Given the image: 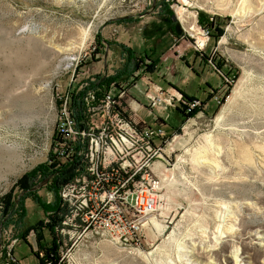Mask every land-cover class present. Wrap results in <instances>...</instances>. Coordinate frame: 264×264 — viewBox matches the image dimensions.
Returning a JSON list of instances; mask_svg holds the SVG:
<instances>
[{
    "label": "rangeland",
    "instance_id": "rangeland-1",
    "mask_svg": "<svg viewBox=\"0 0 264 264\" xmlns=\"http://www.w3.org/2000/svg\"><path fill=\"white\" fill-rule=\"evenodd\" d=\"M186 1L0 0V144L18 141L22 153L14 170H0V264L7 258L3 248L19 234L12 225L3 227L9 206L25 195L18 182L47 162L58 101L89 79L92 54L101 52L97 43L117 38V20H130L133 34L164 43L159 54L169 60L153 77L157 82L165 72L184 67L183 42L195 50L200 12L214 17L223 31L198 51L222 66L221 71L214 67L222 87L203 112L185 118L162 143L163 155L155 164L167 176L157 173L163 178L162 202L152 217L163 229L157 231L150 221L139 241L127 245L92 235L65 243L59 238L60 264H264V0ZM69 58L75 61L68 64ZM206 77L214 87L220 83L217 74ZM144 81L155 91L149 79ZM140 85L117 90L124 89L123 99L130 102L131 91L135 94ZM199 85L195 77L191 88L197 96ZM220 116L225 119L217 124ZM37 196L53 201L45 187ZM24 207L28 226L47 224L33 199ZM27 241L37 253L44 245L34 231ZM15 257L39 264L22 240Z\"/></svg>",
    "mask_w": 264,
    "mask_h": 264
},
{
    "label": "built area",
    "instance_id": "built-area-1",
    "mask_svg": "<svg viewBox=\"0 0 264 264\" xmlns=\"http://www.w3.org/2000/svg\"><path fill=\"white\" fill-rule=\"evenodd\" d=\"M199 30L197 51L203 50L210 37L208 30ZM87 85L83 83L79 90ZM124 94L116 86L101 96L89 91L80 122L71 113L68 93L61 98L50 163L54 170L68 168L72 173L59 191L62 221L55 230L63 243L77 235L137 243L143 228L160 210L163 182L155 163L163 155L162 143L173 136L164 125H136L123 105ZM149 99L161 103L158 97ZM178 101L186 114L204 107L199 100L184 101L180 96ZM18 242L12 239L6 246L4 264H22L13 255Z\"/></svg>",
    "mask_w": 264,
    "mask_h": 264
},
{
    "label": "crops",
    "instance_id": "crops-1",
    "mask_svg": "<svg viewBox=\"0 0 264 264\" xmlns=\"http://www.w3.org/2000/svg\"><path fill=\"white\" fill-rule=\"evenodd\" d=\"M131 26L130 23L118 24L117 28L119 32L117 38L103 39L100 48L101 52L97 57V61L87 66L90 74L88 76L89 79L84 83H92L97 78H109L120 74L114 83L110 85L109 89L115 86L119 89L123 84L129 85L130 83H134L136 86L141 84V87H139L138 91H135V94H133V90L131 91L130 95L132 100L130 102H126L123 99V105L127 109L129 117L135 122L144 123L149 126L164 125L166 130L172 134V132L182 125L185 119L184 113L178 110V108H181V110L183 109L180 105L181 103L178 101V97L187 95L188 97L203 101L208 107L212 101V94L221 91V75L214 70V67L216 68L215 63L211 62L212 59L207 53L198 52L196 49L194 50L193 46L190 47L187 41L183 42L181 45V51L183 50V52H185L187 58H179L184 61V67L180 66L179 71L174 73L165 72L164 75H166V77L162 74L163 77L161 76L157 82L156 80H152L153 77L164 72V62L169 60L165 59L164 61L163 56H161V63L157 73L152 76L143 74L141 71L134 73L132 77L128 76L126 73H121L126 61V54L120 46L130 48L136 51L138 55H145L146 53L151 54V52L154 51L156 56H159V51L162 50L160 46L164 44L163 42H160L162 43L160 44L150 39L139 38L138 33L133 34L130 30ZM151 42L152 45L149 47L148 45ZM93 68L102 69L96 73H91L94 70ZM212 74H217L220 78V83L216 87L211 85L206 77ZM195 77L199 78V87L202 89L200 96H197L195 91L191 88ZM144 78L149 79L154 87H156L155 91L152 86H146L147 83L144 81ZM160 81L161 84L159 83ZM160 90L162 91L160 92ZM149 97H158L161 103H153ZM13 255L15 257V248L13 249ZM18 261L25 264L23 260Z\"/></svg>",
    "mask_w": 264,
    "mask_h": 264
},
{
    "label": "trees",
    "instance_id": "trees-1",
    "mask_svg": "<svg viewBox=\"0 0 264 264\" xmlns=\"http://www.w3.org/2000/svg\"><path fill=\"white\" fill-rule=\"evenodd\" d=\"M162 6H166V4H163ZM166 9H168V7H166ZM198 19L199 26L203 29L208 30L209 36L212 39L218 40L222 36L223 31L221 27H219V23L214 17H209L205 13L200 12ZM116 22L119 24L131 23V21L126 20V18L119 19ZM97 45L98 46H96V50H100L101 45L98 43ZM120 47L126 54V61L123 65L121 73H126L130 77H132L134 73L139 71L149 76H152L157 73L159 65L161 63V55L156 56L154 51H152L151 54L146 53L145 55H138L136 51L130 48H126L124 46ZM99 54V51L95 54H92L93 62L97 61L95 55ZM215 66L220 71L222 70V66L220 64L215 63ZM78 68L76 71H79ZM119 75L120 74H117L109 78H97L94 82L87 83L88 85L82 90H79V87H76L75 89L68 92V101L70 103L71 113L78 122L84 119L85 106L83 99L85 95L89 91H94L95 93H97L98 96H101L103 93L109 90L110 85L114 83V81L118 78ZM182 98L184 99V101L189 102L197 100L188 97L187 95H183ZM60 104L61 102L58 101V107H60ZM180 105L183 109L181 110V108H178V110L182 111V113H184L185 115V118L188 119L192 116H196L199 112L203 111L202 109H196L193 110L190 114H186L184 109L185 107L182 103ZM203 105H205L204 102ZM51 160L52 151H50L46 163L38 165L35 169L25 174L23 178L19 180L18 187L22 190V192L25 193V195L21 198L19 204L13 203L9 206L8 212L5 217L7 218V220L5 221V223H3V227L5 225L6 227H8L9 225L14 226V229H16L19 234L14 236L13 240H22L26 244H28L31 247L34 255L38 258L39 264H60L59 251L61 247V241L57 236L55 230V228L62 221L59 216L61 213V201L59 197V191L60 186L64 182L68 181L72 174L71 171L68 170V168L62 170H54L52 164L50 163ZM45 180H49L47 186H45V189L53 196V201L51 202L42 200L39 196H37V192L39 190L31 191L32 188L41 184ZM27 199H33L37 206L43 210L47 220V224H44L43 221H40L34 226L27 225L28 216L27 211L24 207L25 200ZM9 213L12 218L8 217ZM32 231H34L36 234L37 242H44V245H41L40 252L38 253L33 250V247L27 241V237ZM45 233H47V235H45ZM3 250H6V247L3 248ZM2 253L3 256L6 255L5 251H2ZM40 254H42V257L40 256Z\"/></svg>",
    "mask_w": 264,
    "mask_h": 264
},
{
    "label": "bare ground",
    "instance_id": "bare-ground-1",
    "mask_svg": "<svg viewBox=\"0 0 264 264\" xmlns=\"http://www.w3.org/2000/svg\"><path fill=\"white\" fill-rule=\"evenodd\" d=\"M218 1V0H217ZM222 1H226V0H222ZM247 1V0H246ZM185 3H188L186 0H184ZM221 2V1H220ZM222 8V7H221ZM183 10L184 9H179V12L181 15H183ZM183 17V16H182ZM184 18V17H183ZM199 33H201L199 31ZM198 33V34H199ZM85 41L82 43L83 45L81 46L82 48L85 46V43H86V40H87V36L89 35V33L85 34ZM75 60V58H69V59H66L65 61L68 63V62H73ZM69 64V63H68ZM58 71V69H57ZM225 117V115H224ZM222 119H225V118H222V116L218 117L216 122L217 124L220 123V121ZM215 122V124H216ZM221 124V123H220ZM17 140V139H16ZM15 142V141H14ZM178 146V145H177ZM22 160V153H21V147H20V144L18 141H16L13 145H8V144H0V170L2 168H6L7 170H14L18 164H20ZM155 170H157L156 172L161 176V177H165L166 179V176L165 175V172H167L166 170H164V168L162 169V166L157 163L156 164V167H155ZM162 178V179H163ZM173 182H171L170 184H172ZM152 218V219H151ZM149 222L153 224V227L154 228H157V231L159 229H163L164 226H162L160 224V220L158 221L156 218L154 217H151ZM148 222V223H149ZM148 225V224H147ZM165 229V228H164ZM161 230H159L160 232ZM158 232V233H159Z\"/></svg>",
    "mask_w": 264,
    "mask_h": 264
},
{
    "label": "water",
    "instance_id": "water-1",
    "mask_svg": "<svg viewBox=\"0 0 264 264\" xmlns=\"http://www.w3.org/2000/svg\"><path fill=\"white\" fill-rule=\"evenodd\" d=\"M128 18V17H127ZM49 180H45L44 182H42L41 184L37 185L36 187L32 188L31 191H36L41 189L42 187L47 186Z\"/></svg>",
    "mask_w": 264,
    "mask_h": 264
}]
</instances>
